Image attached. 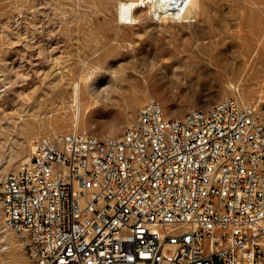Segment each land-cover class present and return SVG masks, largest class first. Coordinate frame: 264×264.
<instances>
[{
  "label": "built area",
  "instance_id": "1",
  "mask_svg": "<svg viewBox=\"0 0 264 264\" xmlns=\"http://www.w3.org/2000/svg\"><path fill=\"white\" fill-rule=\"evenodd\" d=\"M32 143L0 217L36 264H264V121L236 95L175 117L151 99L120 137Z\"/></svg>",
  "mask_w": 264,
  "mask_h": 264
},
{
  "label": "rangeland",
  "instance_id": "2",
  "mask_svg": "<svg viewBox=\"0 0 264 264\" xmlns=\"http://www.w3.org/2000/svg\"><path fill=\"white\" fill-rule=\"evenodd\" d=\"M118 7V0H0V72L9 83L0 97V189L31 155L34 137L76 128L120 137L151 99L175 117L236 95L264 116L259 45L248 56L231 45L228 68L195 64L208 61L197 46L208 36L264 38V0H195L181 17L143 5L133 23L121 22ZM5 233L0 264H36L27 237Z\"/></svg>",
  "mask_w": 264,
  "mask_h": 264
},
{
  "label": "bare ground",
  "instance_id": "3",
  "mask_svg": "<svg viewBox=\"0 0 264 264\" xmlns=\"http://www.w3.org/2000/svg\"><path fill=\"white\" fill-rule=\"evenodd\" d=\"M118 1H119V7H118L119 17H120L121 22L123 23H133L137 21L135 20L136 17H135L134 11L137 7L139 8V6L149 5L153 12L154 11L156 13L160 12L161 14H164L165 16H168V17H181L185 15L191 9V6L195 2V0H118ZM203 37H199L198 40H202ZM205 40L207 41L204 43H202L201 41L200 42L197 41L198 43L197 46L200 49L199 53H202L203 56L207 57L208 61L199 60L195 63L197 64V66L203 63L209 66L212 65V66H216L220 68H228L229 65H232V62L230 61V55L227 54V51L230 48V46L231 45L233 46L234 44L243 48L242 54L244 56H248V53H252L255 49H257L258 54H260V52L264 50V38H260V37L253 38V39H226L225 37H222V36H219V37L208 36L207 39ZM256 45L257 46L259 45L260 47L255 48L257 47ZM213 50H216V52ZM178 61L180 63L181 62L185 63L190 60L179 57ZM8 84H9L8 81L4 78L2 74V85H8ZM74 90H75L74 98L76 99V102L78 103L80 99L82 98L81 97L82 88H81L80 83L78 82L75 83ZM256 114H258L257 109H256ZM259 118H260V121H264V116L259 115ZM29 158L30 156L24 158L21 164L29 160ZM0 231H1L0 232L1 237H3V240L6 239V233L1 228V226H0Z\"/></svg>",
  "mask_w": 264,
  "mask_h": 264
}]
</instances>
